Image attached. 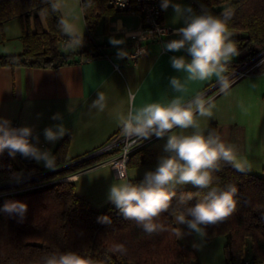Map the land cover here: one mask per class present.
Here are the masks:
<instances>
[{
    "label": "trees",
    "instance_id": "obj_1",
    "mask_svg": "<svg viewBox=\"0 0 264 264\" xmlns=\"http://www.w3.org/2000/svg\"><path fill=\"white\" fill-rule=\"evenodd\" d=\"M189 1L197 13L201 5L214 15L231 13L229 30L237 32L231 39L240 54L231 61L228 73L264 52V0ZM52 4L56 0H0V28L15 18L25 22L22 51L1 55V66L58 68L93 58L94 51H99V55L112 52L93 39L100 25L107 33L110 19L119 13L107 0H81L88 31L81 47L82 40L78 42L64 33L62 17ZM30 20L33 30L28 25ZM209 131L217 133V125L213 123ZM68 143L67 135L56 148L60 161H64ZM15 156L17 160L7 149L0 153V208L6 202L18 201L27 205V212L23 219L0 212V264H42L46 255L67 251H75L96 264H200L197 254L178 241L173 215L180 214L177 198L181 193L199 191L202 195L204 190H177L170 210L157 219L164 230L149 236L134 221L125 220L112 203L95 209L76 194L73 181L63 180L69 172L103 157L43 175L45 171L36 167L31 158ZM156 159L155 149L142 148L131 155L127 167L153 164ZM221 164V170L215 173L219 185L238 188V206L227 220L207 228L206 240L226 237V264H235L244 257L264 260V177ZM30 241L42 245H27ZM120 248L125 251H118Z\"/></svg>",
    "mask_w": 264,
    "mask_h": 264
},
{
    "label": "crops",
    "instance_id": "obj_2",
    "mask_svg": "<svg viewBox=\"0 0 264 264\" xmlns=\"http://www.w3.org/2000/svg\"><path fill=\"white\" fill-rule=\"evenodd\" d=\"M175 2L191 6L189 0ZM56 5L66 24L83 33V36L87 35L81 0H56ZM24 23L23 19L15 18L0 28V56L22 51ZM163 23L170 27V33L161 41L142 43L147 49V54L136 59L131 58L129 52L133 46L131 37L141 31L140 18L128 13H117L110 19L107 33L103 32L100 25L93 36L96 43L104 44L112 51L109 55L87 58L83 62L58 68H11L0 65V118L10 120L11 125L17 122L18 127H32L31 142L41 150L50 151L56 156L55 169L65 165L71 167L76 159L106 143L119 129L117 117L126 114L130 107L139 108L153 102L167 103L174 96L181 95L170 87V77L177 76L185 82V91L182 94L185 100L217 83L216 77L207 81L187 80L185 73L176 72L171 68L169 58L174 53L162 52L161 45L165 40L175 38L173 30L182 26V22L174 16L173 9L169 7L163 10ZM28 25L34 29L32 20ZM229 31L231 36L237 35L236 31ZM64 33L72 37L69 33ZM112 38L123 40L124 43L114 46L110 43ZM115 47L117 51H114ZM119 49L126 50L127 56L118 58ZM230 85L227 94L220 90L209 100L215 105L213 117L199 118V122L206 130L205 134L215 123L217 134L226 144L234 145L238 158L246 161V172L264 177V60L259 62L250 74L231 82ZM128 89L135 95L132 105L129 104ZM98 91L104 92L107 100V107L102 113L89 109V105L97 98ZM69 105L74 109L71 114L68 111ZM56 113L62 114V122L69 131L61 139L48 142L43 130L61 123L51 118ZM67 135L69 143L63 156L64 161H60L55 151ZM37 136L38 142L35 139ZM165 142L166 138H154L148 146L157 152L155 163L127 167L130 181L143 178L146 171L154 170L158 157L165 154ZM32 160L36 167L45 172L54 170L45 167L43 161ZM115 178L111 166L105 163L103 158L89 166L69 172L63 180L73 181L76 194L86 199L93 208L101 209L111 203L108 200V192ZM186 188L195 187L185 185L177 190ZM178 215L179 213L173 215L177 233H183L182 237L177 234L178 241L197 254L193 244L200 245L203 241L195 234H189L186 225L177 223ZM204 241L211 249L218 250L220 245L219 250L224 251L225 236L219 235L210 242L206 239ZM199 263L202 264L200 261Z\"/></svg>",
    "mask_w": 264,
    "mask_h": 264
},
{
    "label": "clouds",
    "instance_id": "obj_3",
    "mask_svg": "<svg viewBox=\"0 0 264 264\" xmlns=\"http://www.w3.org/2000/svg\"><path fill=\"white\" fill-rule=\"evenodd\" d=\"M123 5V0L119 2ZM55 9L56 4H52ZM173 9L174 16L182 22V26L173 30V39L165 40L162 52H171L169 62L176 72L186 74L187 80L207 81L216 77L220 90L227 94L231 85L229 65L232 59L240 53L235 42L231 39L229 21L231 13L214 15L204 5L197 13L190 5H182L175 0H161L162 10ZM65 32L76 41L84 42L83 33L77 32L70 25L61 20ZM165 32L157 29L156 33ZM148 32L153 36L156 34ZM114 46L124 43L123 40L112 38ZM175 53H182L176 55ZM136 54L146 55L147 49L137 48ZM118 58L127 56V51L119 49ZM169 85L176 95L167 103L153 102L139 108L130 107L126 114L117 117V125L121 129L126 142L136 144L138 141L149 140L152 137L165 139L164 155L158 157L154 170L146 171L141 181L133 183L128 179L123 165L115 166L116 178L108 192V200L122 214L125 220L134 221L147 235L151 236L163 231V226L157 223L162 213L172 207L174 198H177L178 187L192 185L204 190L203 194L186 192L177 198V207L180 214L176 216L179 225H186L189 234H195L200 241L208 235L207 228L227 220L236 211L238 206V188L229 184L219 185V178L215 173L221 170L222 164L231 165L239 172L248 170L247 163L237 156L234 145L226 144L219 134L201 127L199 118H212L215 107L212 101L206 100L203 92H198L191 99L185 100V82L177 76L169 78ZM129 104L135 101V95L128 89ZM107 107L104 92L98 91L97 98L89 105L102 113ZM73 107L69 105L71 114ZM61 123L46 127L43 130L48 142H55L68 133L63 116L56 113L51 117ZM177 129L179 131H177ZM190 130V131H189ZM33 128L29 126L12 127L11 121L0 118V153L6 149L10 156L17 153L26 158L43 161L45 167L55 169L56 156L50 151L41 150L31 142ZM38 142L39 137H35ZM195 197H200L191 204ZM0 212L14 215L23 219L27 212V205L22 202H6ZM182 237L183 233L178 232ZM193 247L200 250L196 243ZM118 251H125L123 248ZM42 264H96L90 258L81 256L75 251L53 252L46 255Z\"/></svg>",
    "mask_w": 264,
    "mask_h": 264
},
{
    "label": "built area",
    "instance_id": "obj_4",
    "mask_svg": "<svg viewBox=\"0 0 264 264\" xmlns=\"http://www.w3.org/2000/svg\"><path fill=\"white\" fill-rule=\"evenodd\" d=\"M119 2L120 0H107L108 5L118 10L119 13L137 15L140 18L141 31L138 35L131 37L133 39L131 43L133 46L129 52V56L131 58L136 59L137 57L141 56L136 54V49L140 47L145 48L142 43L152 40L161 41L163 37L170 33V27L163 23L161 0H123L122 6ZM158 28L165 32L156 33ZM148 32H153L156 34L154 36L152 34H148L142 40L141 37ZM262 60H264V52H261L254 59L240 68L228 73L230 83L250 74L253 68ZM219 91L220 87L218 83H215L204 89L202 92L205 94L206 100H210ZM12 127L19 128L18 123L14 122ZM154 138L156 137H152L149 140L138 141L136 144H130L126 142L125 138L122 136L121 129L119 127V129H117L109 137L104 145L86 153L82 157L76 159L72 164L74 165L76 163L103 157L105 158V163L111 166L116 177L117 173L115 166L117 164H121L123 165L124 169L127 170V164L131 158V155L137 150L148 147ZM235 264H264V260H256L251 257H244Z\"/></svg>",
    "mask_w": 264,
    "mask_h": 264
},
{
    "label": "rangeland",
    "instance_id": "obj_5",
    "mask_svg": "<svg viewBox=\"0 0 264 264\" xmlns=\"http://www.w3.org/2000/svg\"><path fill=\"white\" fill-rule=\"evenodd\" d=\"M116 48L117 47H115L114 51H117ZM236 58H238V56L234 57L232 60ZM13 159L17 160V157L14 156ZM219 246L220 245H218V250H213L205 241L201 242L200 250L197 249L199 261L202 262V264H224V251L219 250Z\"/></svg>",
    "mask_w": 264,
    "mask_h": 264
},
{
    "label": "water",
    "instance_id": "obj_6",
    "mask_svg": "<svg viewBox=\"0 0 264 264\" xmlns=\"http://www.w3.org/2000/svg\"><path fill=\"white\" fill-rule=\"evenodd\" d=\"M98 55H99V51H94V52L91 53V56L92 57H96ZM76 164H78V163H76ZM76 164H74V165H76ZM68 167H70V166L69 165H65V166L60 167L58 169L46 171L45 173H43V175H47V174H50V173H53V172H57V171H60V170H64V169H66ZM26 244L27 245H31V246H38V247H40L42 245L40 242H36V241H30V242H27Z\"/></svg>",
    "mask_w": 264,
    "mask_h": 264
}]
</instances>
